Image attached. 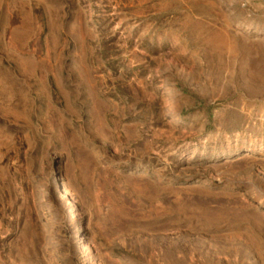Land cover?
I'll return each mask as SVG.
<instances>
[{
  "label": "rangeland",
  "instance_id": "obj_1",
  "mask_svg": "<svg viewBox=\"0 0 264 264\" xmlns=\"http://www.w3.org/2000/svg\"><path fill=\"white\" fill-rule=\"evenodd\" d=\"M263 54L264 0H0V264H264Z\"/></svg>",
  "mask_w": 264,
  "mask_h": 264
},
{
  "label": "bare ground",
  "instance_id": "obj_2",
  "mask_svg": "<svg viewBox=\"0 0 264 264\" xmlns=\"http://www.w3.org/2000/svg\"><path fill=\"white\" fill-rule=\"evenodd\" d=\"M247 52L248 50L246 48H242L241 49V53L243 55H247ZM263 57H264V54H263ZM225 58V55H220L219 56V61H220V65H218V71L219 72H222L223 70H225L226 68L228 69H232L233 68V62L230 61L229 63H224L221 59H224ZM242 65H244V63H242ZM256 74L262 76V79L264 80V69H261L259 72L257 71ZM256 76L253 75V76H250V81H249V87H252V84H251V81L253 80V78H255ZM13 84H24L22 80L18 79V78H14L12 80ZM264 91V82H260V87L257 89V92L258 93H261ZM29 93V88H26V89H17L16 86H12V96H16V95H21V94H28Z\"/></svg>",
  "mask_w": 264,
  "mask_h": 264
}]
</instances>
